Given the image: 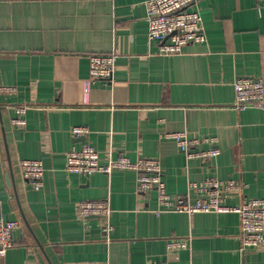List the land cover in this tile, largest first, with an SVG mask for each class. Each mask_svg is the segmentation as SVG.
Returning a JSON list of instances; mask_svg holds the SVG:
<instances>
[{
    "label": "crops",
    "instance_id": "crops-1",
    "mask_svg": "<svg viewBox=\"0 0 264 264\" xmlns=\"http://www.w3.org/2000/svg\"><path fill=\"white\" fill-rule=\"evenodd\" d=\"M146 1L0 0V87L15 90L0 94V221L18 223L0 264H264V241L241 252L236 213H158L156 191L137 192L134 171H66V153L90 144L101 165L158 159L173 197L203 200L191 184L215 177L242 186L225 194L228 206L264 199V111L237 109L233 88L264 80V3L196 0L205 42L160 56ZM110 53L112 79L87 84L89 56ZM20 104L31 108L16 128ZM171 133L212 138L219 155L188 160ZM22 159L43 163L40 190L22 177ZM87 201L107 202L109 219L81 218ZM173 238L189 239L188 249L168 250Z\"/></svg>",
    "mask_w": 264,
    "mask_h": 264
},
{
    "label": "built area",
    "instance_id": "built-area-1",
    "mask_svg": "<svg viewBox=\"0 0 264 264\" xmlns=\"http://www.w3.org/2000/svg\"><path fill=\"white\" fill-rule=\"evenodd\" d=\"M257 5L264 0H255ZM196 0H147L146 23L147 38L149 42L157 45V54L160 56L181 55L186 46L201 44L206 40L202 19L193 9ZM116 55L93 54L89 56V81H110L112 79ZM235 107L242 109L252 105L264 111V80L262 79H237L234 84ZM14 88L2 86L0 94L11 95ZM15 117L11 123L16 128L26 125L25 116L31 108L30 105L20 104L12 107ZM86 133V128L75 127L72 134L81 136ZM166 137L175 140V143L186 159H199L208 161L219 155V150L213 146L214 139H190L186 133H171ZM207 143L208 150L199 149L198 146ZM107 164L101 165L98 151L90 144H84L79 149H71L66 153V171L82 176L93 173L110 174L115 170L134 171L137 174L136 191L142 194L155 190L157 193V212H184L189 215L194 213H236L240 221V238L242 253L255 250L264 241V199H247L235 207L225 204V194L241 193L242 186L235 181H220L215 177L207 178L202 183L191 184L190 188L203 200L191 202L188 197H173L167 193L161 174L160 161L156 158H139L131 161L122 155L117 159L108 156ZM21 175L28 185L34 190H40L43 184L45 168L40 160L22 159L18 163ZM81 218L99 217L109 219L111 209L107 202L87 201L82 202L77 208ZM18 223L13 220L0 221V261L8 250L14 245L13 233ZM189 239L173 238L167 242L168 250L188 249ZM86 264H106L89 262ZM146 264H166L161 261L148 260Z\"/></svg>",
    "mask_w": 264,
    "mask_h": 264
}]
</instances>
